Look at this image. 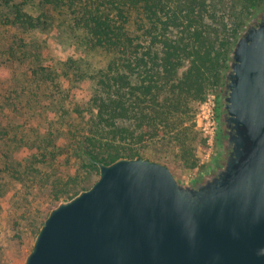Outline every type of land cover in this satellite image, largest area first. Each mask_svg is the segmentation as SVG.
Here are the masks:
<instances>
[{
	"label": "trees",
	"instance_id": "1",
	"mask_svg": "<svg viewBox=\"0 0 264 264\" xmlns=\"http://www.w3.org/2000/svg\"><path fill=\"white\" fill-rule=\"evenodd\" d=\"M30 1L39 16L24 11ZM260 2L25 0L10 7L0 18V190L2 181L41 189L64 156L67 174L47 187L53 208L89 188L98 163L143 154L167 166L192 162L202 139L199 106L222 92L231 49ZM49 15L67 42L65 59L35 35ZM156 147L174 157L151 153Z\"/></svg>",
	"mask_w": 264,
	"mask_h": 264
},
{
	"label": "water",
	"instance_id": "2",
	"mask_svg": "<svg viewBox=\"0 0 264 264\" xmlns=\"http://www.w3.org/2000/svg\"><path fill=\"white\" fill-rule=\"evenodd\" d=\"M217 156L179 180L136 156L53 207L23 264H264V7L241 30L218 96ZM228 124L225 136L221 132Z\"/></svg>",
	"mask_w": 264,
	"mask_h": 264
},
{
	"label": "rangeland",
	"instance_id": "3",
	"mask_svg": "<svg viewBox=\"0 0 264 264\" xmlns=\"http://www.w3.org/2000/svg\"><path fill=\"white\" fill-rule=\"evenodd\" d=\"M23 1L25 0H0V18L3 19L7 15L12 14L13 9H10V7L20 5ZM263 3L264 0H261L260 5L245 17V25L262 8ZM24 11L31 13L34 17L40 14L31 1L29 6L24 7ZM41 19L46 21L47 24L41 28V32L35 35L47 42L48 46L46 48L49 47L52 54L55 55L57 53L59 57L65 59L69 48L63 37L62 30L57 26L51 15L47 18L42 17ZM6 43L7 40L4 44ZM2 61L3 58L0 56V63H3ZM65 86L67 87V85ZM210 95L215 96L217 104L218 96L216 94ZM48 111L51 110L48 109ZM34 122L36 121L34 120ZM201 138V141L197 143V149L192 162L185 163L178 160L174 166L168 165L174 176L179 180L196 179L201 173L207 171L214 156L218 154L217 135L213 142H210L202 134ZM151 153L170 158L174 157L172 151L165 150L162 147L153 148ZM141 157L165 165L162 161L153 160L148 154H143ZM57 161L58 168L55 167V170L47 173L48 182L41 185V189L35 190L34 186L26 188L22 185L16 186L14 182L6 183L2 181L3 190H0V264H23L25 257L31 251L39 221L52 209L49 206L51 200L49 199L47 187L57 177H65L67 174L66 158L60 156ZM88 184L90 183L86 185Z\"/></svg>",
	"mask_w": 264,
	"mask_h": 264
},
{
	"label": "built area",
	"instance_id": "4",
	"mask_svg": "<svg viewBox=\"0 0 264 264\" xmlns=\"http://www.w3.org/2000/svg\"><path fill=\"white\" fill-rule=\"evenodd\" d=\"M217 118L218 115L215 96L208 95L206 100L198 109L195 123L197 128L200 130V133L210 142H213L217 135Z\"/></svg>",
	"mask_w": 264,
	"mask_h": 264
},
{
	"label": "flooded vegetation",
	"instance_id": "5",
	"mask_svg": "<svg viewBox=\"0 0 264 264\" xmlns=\"http://www.w3.org/2000/svg\"><path fill=\"white\" fill-rule=\"evenodd\" d=\"M263 7H264V3L262 4V8H263ZM262 8H261V9H262ZM217 115H218V117H219V107H218ZM217 119H218V118H217ZM227 126H228V124H223V128L221 129V132L223 133V136H225V137H227V136L225 135V132L229 131V128H228ZM218 132H219V127H217V134H218ZM229 154H230V150H227V149H226V150L223 151L222 154H220V156H217V155L214 156V158H213L212 162L210 163V166L208 167L207 171L201 173V175H200L199 177H197L196 179H194V180H201L202 175H203L204 173H207V172H208V170L210 169L212 163H213V166H214L213 171L215 172V170H216V168H217V165L220 164V163L224 160V157L227 156V155H229Z\"/></svg>",
	"mask_w": 264,
	"mask_h": 264
}]
</instances>
